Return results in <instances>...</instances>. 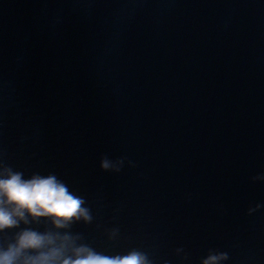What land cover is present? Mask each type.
<instances>
[{
	"label": "water",
	"instance_id": "1",
	"mask_svg": "<svg viewBox=\"0 0 264 264\" xmlns=\"http://www.w3.org/2000/svg\"><path fill=\"white\" fill-rule=\"evenodd\" d=\"M0 150L85 198L98 252L264 264V0H0Z\"/></svg>",
	"mask_w": 264,
	"mask_h": 264
},
{
	"label": "clouds",
	"instance_id": "2",
	"mask_svg": "<svg viewBox=\"0 0 264 264\" xmlns=\"http://www.w3.org/2000/svg\"><path fill=\"white\" fill-rule=\"evenodd\" d=\"M125 160L105 154L100 167L119 173ZM129 163L135 166L132 161ZM252 179L264 181V174ZM86 204L85 198L71 191L55 173L36 172L26 177L23 171L5 162V153L0 150V234L18 229L11 238H0V264H155V259L139 248L107 255L85 243L84 236L72 229L80 222L92 223V211ZM261 207H250L249 215ZM32 225H43L44 230ZM118 235V228L109 230L110 240ZM176 252L179 255L184 249L178 248ZM229 259L227 252L209 249L200 264H223Z\"/></svg>",
	"mask_w": 264,
	"mask_h": 264
}]
</instances>
